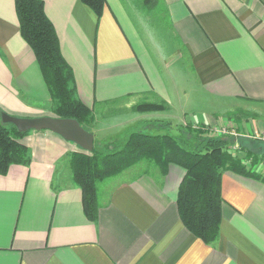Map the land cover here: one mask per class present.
<instances>
[{"label": "crops", "instance_id": "0c3cea01", "mask_svg": "<svg viewBox=\"0 0 264 264\" xmlns=\"http://www.w3.org/2000/svg\"><path fill=\"white\" fill-rule=\"evenodd\" d=\"M44 3L77 97L94 111L85 127L94 144L110 136L104 128L118 123L124 103L128 128L215 126L221 105L264 112V0H106L100 19L81 0ZM181 62L194 89L178 86L172 67ZM45 80L15 0H0L2 113L57 117ZM142 101L168 108L137 113ZM24 140L28 162L0 175V264H264V178L222 174L220 238L207 244L181 220L179 164L162 173L144 162L100 181L92 220L70 169L81 147L49 130H30Z\"/></svg>", "mask_w": 264, "mask_h": 264}, {"label": "trees", "instance_id": "16d2710c", "mask_svg": "<svg viewBox=\"0 0 264 264\" xmlns=\"http://www.w3.org/2000/svg\"><path fill=\"white\" fill-rule=\"evenodd\" d=\"M100 19L106 0H81ZM156 0H148L149 4ZM20 32L33 49L50 90L53 112L57 117L73 118L86 127L94 121V112L76 95L74 69L63 55L61 44L45 11L44 0H15ZM164 102H137L134 110L150 112L164 110ZM0 110V175L8 173L13 164L27 163L28 145L22 141L28 133L13 123H5ZM207 125L187 124L181 135L131 131L123 146L114 152L94 145L92 150L80 148L70 156L73 181L82 189L86 215L97 218V185L100 181L123 173L143 161L155 163L162 173L172 164L185 170L179 185L178 208L185 227L207 244L220 236L222 220V174L262 177L242 162L229 149L231 140L206 135ZM255 162L260 159L255 153ZM262 157V156H261ZM263 160V159H261ZM260 160V161H261ZM254 162V164H255Z\"/></svg>", "mask_w": 264, "mask_h": 264}, {"label": "rangeland", "instance_id": "374dc122", "mask_svg": "<svg viewBox=\"0 0 264 264\" xmlns=\"http://www.w3.org/2000/svg\"><path fill=\"white\" fill-rule=\"evenodd\" d=\"M164 49L167 50L168 48L165 47ZM172 71L174 72L175 75L178 73L180 74V76L177 79V83L180 88L189 87V88L194 89L193 87H197L196 79L194 78L193 72H192V76L191 74L187 76L188 71H189V65L187 63H183V62L175 63L174 66L172 67ZM191 100H192V106L200 105V102L197 101V99H195L194 96H192ZM154 102L162 103L163 101H154ZM51 103L53 106L52 101ZM165 106L166 108H168L166 104ZM89 107L91 106L89 105ZM125 107L126 106L124 103V105L117 111V116L115 119L119 124L111 123L110 126H107L106 128H104L105 132H107L106 130L110 131L109 133L110 136L108 135L104 139V141L96 142L94 145H96L99 148H102L105 151L114 152L115 150H118L123 146V142L126 141L128 134L132 130L139 129L140 131H143L145 133H152V134L170 133L176 136H180L181 127L187 124L189 125L192 124L191 122L186 121L187 123L183 126L174 125L175 127H171V128L168 126L155 125V124H153L152 126L143 125L140 127H137L139 125H136L132 128H128L129 125L131 124L129 122V117L132 113H129L127 110L125 111ZM219 107H220V111L216 113L215 116H217V119L220 121L219 123L215 124V126L207 125V128L209 129L205 130L206 135H211V136L214 135L215 137L225 138L227 139V141L231 140V144L229 145L230 151L234 152L236 154L235 156L242 158V162L248 167V169L254 170V171L257 169L255 172H258L259 174L262 175V178H264V130L260 128H254L250 131L249 130L250 125L248 124V122L250 121V123H255L258 127H261L264 124V112H261L257 110V108H253L252 106L248 104L245 105L244 107L241 106V108L239 109L235 108L231 110H228L225 107V105H221ZM52 111H53V107H52L51 112ZM159 111L161 110L150 111L148 113L151 114V113L159 112ZM192 115H199V114L197 110H194L192 111ZM191 117L193 118V116ZM94 119H95V116H94ZM148 123L151 124L153 122H148ZM175 123L177 122L175 121ZM198 124H201V123H196L194 124V126L197 127ZM29 132L30 131H28V133ZM22 141L25 142L24 137L22 138ZM254 152L258 153L260 156V159H258L257 162H255L256 158L254 157L255 156ZM144 162H151V161H143L140 164H137L133 167L146 164ZM151 164L153 165V162H151ZM172 165H176V164H172ZM70 169L72 168L70 167ZM128 169H126L123 173L127 172ZM220 226H221V223H220ZM215 242L211 244H214Z\"/></svg>", "mask_w": 264, "mask_h": 264}, {"label": "water", "instance_id": "95a60500", "mask_svg": "<svg viewBox=\"0 0 264 264\" xmlns=\"http://www.w3.org/2000/svg\"><path fill=\"white\" fill-rule=\"evenodd\" d=\"M1 120L5 123H13L21 132L49 130L62 134L64 138L73 141L83 149L92 150L94 147V135L73 118L53 116L18 117L3 112Z\"/></svg>", "mask_w": 264, "mask_h": 264}]
</instances>
